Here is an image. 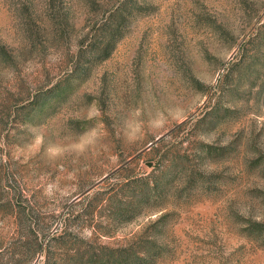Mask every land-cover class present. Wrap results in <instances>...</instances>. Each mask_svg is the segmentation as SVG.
Masks as SVG:
<instances>
[{
	"label": "rangeland",
	"instance_id": "obj_1",
	"mask_svg": "<svg viewBox=\"0 0 264 264\" xmlns=\"http://www.w3.org/2000/svg\"><path fill=\"white\" fill-rule=\"evenodd\" d=\"M124 1L0 0V264H264V0Z\"/></svg>",
	"mask_w": 264,
	"mask_h": 264
},
{
	"label": "trees",
	"instance_id": "obj_2",
	"mask_svg": "<svg viewBox=\"0 0 264 264\" xmlns=\"http://www.w3.org/2000/svg\"><path fill=\"white\" fill-rule=\"evenodd\" d=\"M131 0H125L123 5H130ZM139 9V10H138ZM140 5H130V18L135 17V13L140 11ZM110 52H108L109 54ZM107 56V55H106ZM105 56V57H106ZM167 185L165 178L145 181L139 179L137 181H128L120 186L119 198L115 200L109 197L106 201V210L109 218L113 221H129L135 215L137 208H147L156 205L159 195L163 188ZM117 196V195H116ZM123 200V201H122ZM160 218L154 223L159 224ZM256 224L255 227H260ZM258 232L262 231L258 229ZM160 247L150 242H142L133 244L125 248L106 249L103 248L98 254V264H153L160 257Z\"/></svg>",
	"mask_w": 264,
	"mask_h": 264
}]
</instances>
